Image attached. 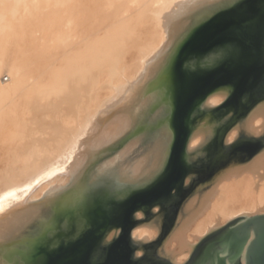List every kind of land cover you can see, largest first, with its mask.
Returning <instances> with one entry per match:
<instances>
[{
  "label": "bare ground",
  "instance_id": "obj_1",
  "mask_svg": "<svg viewBox=\"0 0 264 264\" xmlns=\"http://www.w3.org/2000/svg\"><path fill=\"white\" fill-rule=\"evenodd\" d=\"M223 2L0 0V264H43L49 232L79 215L101 169L98 189L120 197L152 186L175 138L162 73ZM203 193L172 236L177 262L213 227L264 212V155Z\"/></svg>",
  "mask_w": 264,
  "mask_h": 264
},
{
  "label": "water",
  "instance_id": "obj_2",
  "mask_svg": "<svg viewBox=\"0 0 264 264\" xmlns=\"http://www.w3.org/2000/svg\"><path fill=\"white\" fill-rule=\"evenodd\" d=\"M193 33L192 39L184 44L187 54H181L185 66L184 84L179 93L178 113L174 116L172 155L163 175L172 165L174 168L169 184L184 176L186 169L181 167L178 159L184 147V156L190 162V167L186 173L183 197L174 202L175 205H171V210L173 206L181 207L182 202L197 186L212 179L207 178L210 173L207 164L213 157V146L220 128L216 114L227 112V100L233 88L232 82L216 85L219 72L212 66L214 63L203 66L202 62L197 61L198 64L193 68L187 61L189 55L196 54L200 57L211 49L226 44L237 45L245 53L263 48L264 0H242L231 11L215 16L212 14L195 26ZM258 105L248 116L231 127L226 136L228 141L237 138L239 126L244 124L248 132L264 137V123L260 126L253 125L256 117L264 116V102ZM242 162L227 164L215 173L218 175ZM159 194L151 187L136 191L127 198L120 197L107 188L91 192L86 209L81 207L77 217L68 219V225H63L62 217L59 219L54 238L57 243L48 246L45 252L47 259L43 264H123L126 258L117 250L114 241L127 238L132 229L139 226L158 229L159 233L157 238L151 240L147 234L142 239L132 237L131 244L135 247L136 254H144L145 249L154 245L163 254V240L178 220L180 210L174 224L165 234L162 226H159L163 212L159 206L148 211L139 210L137 216L140 219L135 226L129 224L126 227V223L134 218L135 211L140 207L153 205L159 199ZM82 221L84 224L81 225ZM112 226H120L122 232L108 244L109 250L100 260L95 249ZM214 234L218 236L210 239ZM205 237L209 238V242L198 264H264V212L242 214L223 226L213 227L203 238Z\"/></svg>",
  "mask_w": 264,
  "mask_h": 264
},
{
  "label": "flooded vegetation",
  "instance_id": "obj_3",
  "mask_svg": "<svg viewBox=\"0 0 264 264\" xmlns=\"http://www.w3.org/2000/svg\"><path fill=\"white\" fill-rule=\"evenodd\" d=\"M231 46L234 49L232 52H222L221 49H224L225 46L216 48L218 53L212 62V64L214 63L212 66H215V71L219 72L216 85L232 82L233 88L227 100V112L216 114L217 123L220 125V128L213 146V157L207 164L210 172L207 178L215 177L216 173L227 164L238 163L240 161L250 162L254 157L264 152V137L248 132L245 129V124L239 126L240 133L233 141H228L226 137L236 122L244 119L252 110L259 106L258 104L264 102V47L256 52L252 50L249 53H245L241 47L234 44ZM184 151L185 147L178 156L181 167H185L186 169L184 176L177 178L175 183L169 184L168 181L172 178L171 172L174 168L171 165V169L169 167L166 174L160 176L150 186L152 190L160 193L159 199L151 206L137 209L134 213V218L126 223V227L129 224L133 227L135 226L136 222L140 219L137 216L139 210L148 211L157 206L161 207L163 211L159 219V226H162L164 229L163 234L172 227L180 207L179 205L173 206L172 210L170 207L171 205H175L174 202L182 199L186 173L190 167V162L184 156ZM217 236L218 234H214L210 236V239ZM131 240L132 236L129 234L123 240L114 241L117 246L114 247L118 248L117 250L121 253L122 257L126 258V261L123 260L125 262L123 264H198L202 256H204L207 243L209 242V238H203L200 242L193 245L194 250L186 261L177 262L175 257L169 252L159 253L156 245L145 249L144 254H136ZM95 250L97 251V248ZM107 250L109 249L100 253L98 252L97 257L102 260Z\"/></svg>",
  "mask_w": 264,
  "mask_h": 264
},
{
  "label": "rangeland",
  "instance_id": "obj_4",
  "mask_svg": "<svg viewBox=\"0 0 264 264\" xmlns=\"http://www.w3.org/2000/svg\"><path fill=\"white\" fill-rule=\"evenodd\" d=\"M217 11V10H216ZM216 48H218V47H215V48H213V49H211L210 51H208L207 53H205L204 55H200V57L199 56H197L196 54L195 55H189V58H188V63H189V65L191 66V67H193V66H196L195 64H198L197 63V61H200V62H202L203 63V66H205V65H209V63H206L205 62V57H208V56H212V57H214V59H215V57H216V55H217V49ZM212 64V63H211ZM194 68V67H193ZM7 77H4V79H6ZM118 147V148H117ZM123 147V143L122 142H120V143H118L116 146H115V148L113 149V151H112V153H115V152H118L121 148ZM262 155H264V152H262V153H260L258 156H256V157H254V158H257V157H261ZM253 158V159H254ZM252 159V160H253ZM251 162V161H250ZM250 162H242V163H240V164H238V165H236V166H234V167H232V168H229V169H227V170H225L224 172H222V173H220V174H218L217 176H215V177H213L212 179H210V180H208V181H206V182H204L203 184H201V185H199V186H197L189 195H188V197L182 202V204H181V207H180V215H179V217H178V220L176 221V223L174 224V226L172 227V229L170 230V232L168 233V235L165 237V239L163 240V243H162V246H161V251L164 253V252H168V247H169V249L171 248L172 249V246H171V239H172V236H173V234H174V231H176L177 230V228L178 227H180V225L184 222V220L185 219H187V217L189 216V213L187 212V205L190 203V201L194 198H196V195H197V197H199V195L201 196V194L203 193V191H208L209 189H211L217 182H219L223 177H225L226 175H227V173L228 172H230V171H233V170H235V169H237V168H240V167H242V166H245L246 164H248V163H250ZM96 164H98V162L96 163ZM205 193V192H204ZM203 193V194H204ZM194 196V197H193ZM188 203V204H187ZM64 223H63V225L65 226V225H68L65 221H63ZM227 223V222H226ZM226 223H224V224H226ZM81 225L82 224H84V222L82 223H80ZM224 224H222V225H220V226H223ZM37 230V231H36ZM133 230V229H132ZM55 231L56 230H51V232H49V242H47V241H45L44 243H46V244H44L45 246H47V244H49V246H54L55 245V243H57L56 241H55ZM121 232H122V229H121V227L120 226H112L109 230H108V232L105 234V236H104V238L102 239V241H101V243L98 245V247H97V251L96 252H103V251H105L106 249H107V247H108V244H110L111 242H113L116 238H118L119 236H120V234H121ZM158 233H159V231H158ZM158 233H157V235L155 236V237H153V238H151V239H154V238H157V236H158ZM39 234H41V231H39L38 229H35L32 233H31V236L32 237H35V236H37V235H39ZM131 236L133 237V238H135L134 236H133V233H132V231H131ZM203 238V237H202ZM201 238V239H202ZM137 239V238H136ZM151 239H149V240H151ZM200 239V240H201ZM57 240V239H56ZM200 240L198 241V242H200ZM197 242V243H198ZM22 243V242H21ZM196 243V244H197ZM23 245H24V243H23ZM25 246V245H24ZM193 249H194V247H192V250H191V252L193 251ZM191 252H190V254H191ZM189 254V255H190ZM41 255H38V258L40 257ZM32 261H36V259H34V260H32ZM32 263V262H31ZM14 264H19V263H14Z\"/></svg>",
  "mask_w": 264,
  "mask_h": 264
},
{
  "label": "snow or ice",
  "instance_id": "obj_5",
  "mask_svg": "<svg viewBox=\"0 0 264 264\" xmlns=\"http://www.w3.org/2000/svg\"><path fill=\"white\" fill-rule=\"evenodd\" d=\"M239 3H242V0H224V2L220 4V7L213 14V16L219 15L221 12H228L233 10L235 6ZM192 35H194V33L190 34L187 37V39L181 45L178 46L177 50L170 58L168 66L162 73V75L166 79V92L171 99L174 116L178 113V109H179L178 94L183 87L184 77H185L183 71L185 66L181 59V54L182 53L187 54L184 48V44H187L188 41L192 39ZM221 51L232 52L234 51V49L230 44H226L224 49H221ZM204 59L205 62L209 64L214 61V57L212 56L205 57ZM177 65L180 66L179 69L177 68ZM166 168H167V164H165L164 169L161 170V172L157 175L156 179H159V177L163 175V172L164 170H166ZM108 179L109 177L106 171L104 169H101L96 173L95 177L93 178V181L90 187L88 188V191L95 192V190L101 187L102 185H104ZM87 201H88V197L87 195H85L84 202L82 204V209H86Z\"/></svg>",
  "mask_w": 264,
  "mask_h": 264
}]
</instances>
